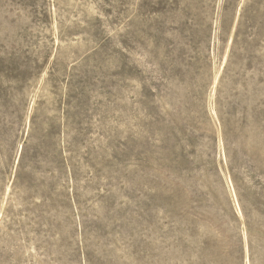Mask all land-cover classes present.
Masks as SVG:
<instances>
[{"label": "rangeland", "instance_id": "obj_1", "mask_svg": "<svg viewBox=\"0 0 264 264\" xmlns=\"http://www.w3.org/2000/svg\"><path fill=\"white\" fill-rule=\"evenodd\" d=\"M0 264H264V0H0Z\"/></svg>", "mask_w": 264, "mask_h": 264}, {"label": "bare ground", "instance_id": "obj_2", "mask_svg": "<svg viewBox=\"0 0 264 264\" xmlns=\"http://www.w3.org/2000/svg\"><path fill=\"white\" fill-rule=\"evenodd\" d=\"M216 84V83H215Z\"/></svg>", "mask_w": 264, "mask_h": 264}]
</instances>
